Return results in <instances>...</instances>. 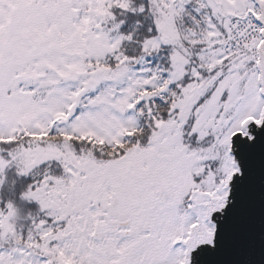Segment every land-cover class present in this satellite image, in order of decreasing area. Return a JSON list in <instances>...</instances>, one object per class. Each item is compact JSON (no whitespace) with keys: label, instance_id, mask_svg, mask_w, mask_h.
Returning a JSON list of instances; mask_svg holds the SVG:
<instances>
[{"label":"snow or ice","instance_id":"1","mask_svg":"<svg viewBox=\"0 0 264 264\" xmlns=\"http://www.w3.org/2000/svg\"><path fill=\"white\" fill-rule=\"evenodd\" d=\"M257 171L264 264V0H0V264H253Z\"/></svg>","mask_w":264,"mask_h":264},{"label":"trees","instance_id":"2","mask_svg":"<svg viewBox=\"0 0 264 264\" xmlns=\"http://www.w3.org/2000/svg\"><path fill=\"white\" fill-rule=\"evenodd\" d=\"M138 2H139V0H137V3ZM136 19L142 20L143 17L142 16L141 17H135L131 13H129V18L125 21V24L121 26V30L122 31L129 30L130 27L134 24V21ZM163 55H164V53L161 52L158 55L148 57V60H150L153 64H155L156 62H158L162 58ZM14 176H15L14 172L12 170H9L8 177H9L10 181L14 178ZM26 179L27 178H24V177L17 178L18 183H19V180H26ZM13 195H14V193L12 191H10L8 185L5 184V186L2 189H0V197H3V200L0 201V203L7 201V199H9ZM15 199H16V202L21 209V219L18 220V224L23 225L24 228L26 229L28 224H29V220L24 219V217H26L29 212L35 213L38 210L39 205L35 201H21L19 199L18 193H17Z\"/></svg>","mask_w":264,"mask_h":264},{"label":"water","instance_id":"3","mask_svg":"<svg viewBox=\"0 0 264 264\" xmlns=\"http://www.w3.org/2000/svg\"><path fill=\"white\" fill-rule=\"evenodd\" d=\"M253 231H254V251L250 257L253 264H261L262 256L260 250V233H261V193L259 185V173L255 184L254 209H253Z\"/></svg>","mask_w":264,"mask_h":264},{"label":"clouds","instance_id":"4","mask_svg":"<svg viewBox=\"0 0 264 264\" xmlns=\"http://www.w3.org/2000/svg\"><path fill=\"white\" fill-rule=\"evenodd\" d=\"M53 43H55V39L53 38Z\"/></svg>","mask_w":264,"mask_h":264}]
</instances>
